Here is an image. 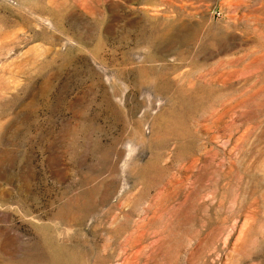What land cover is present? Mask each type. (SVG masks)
Instances as JSON below:
<instances>
[{
  "label": "rangeland",
  "instance_id": "obj_1",
  "mask_svg": "<svg viewBox=\"0 0 264 264\" xmlns=\"http://www.w3.org/2000/svg\"><path fill=\"white\" fill-rule=\"evenodd\" d=\"M0 264H264V0H0Z\"/></svg>",
  "mask_w": 264,
  "mask_h": 264
}]
</instances>
